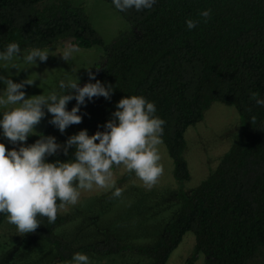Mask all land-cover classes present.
<instances>
[{
    "label": "trees",
    "instance_id": "16d2710c",
    "mask_svg": "<svg viewBox=\"0 0 264 264\" xmlns=\"http://www.w3.org/2000/svg\"><path fill=\"white\" fill-rule=\"evenodd\" d=\"M100 1L133 30L108 45L93 29L84 8L71 0H0V53L10 43L28 52L62 41L103 52L102 62L89 70L95 80H89L88 71L78 83L83 87L99 80L111 85L110 99L85 98L77 113L82 122L63 133L49 123L50 114L38 134L55 137L63 145L81 130L89 136L103 132L121 98L142 96L154 103L155 116L165 121L162 145L173 180L182 184L189 180L184 132L202 120L212 103L233 107L240 130L203 181L189 192L179 188L172 197L180 208L165 226L158 246L128 247L107 236L75 249L53 234L69 220L67 214L58 213L54 223L38 215L40 227L24 234L21 249L43 240L58 261L70 260L76 252L112 257L131 251L149 264H166L189 232L194 244L186 264L199 255L203 264H264V106L253 99V93L264 99V0H155L151 9L124 12L112 0ZM209 9L211 17L205 22L199 13ZM187 19L199 23L189 30ZM61 91L70 94L71 89ZM75 106L73 99L66 108ZM38 138L29 136L25 146ZM73 153V148L67 155L61 150L46 157V162H67L74 159ZM5 217L0 213V225Z\"/></svg>",
    "mask_w": 264,
    "mask_h": 264
},
{
    "label": "clouds",
    "instance_id": "9594fccd",
    "mask_svg": "<svg viewBox=\"0 0 264 264\" xmlns=\"http://www.w3.org/2000/svg\"><path fill=\"white\" fill-rule=\"evenodd\" d=\"M154 3L155 0H112L120 12L133 8L137 11L151 9ZM199 15L206 22L211 17V10L202 11ZM198 23L197 20H186L189 30ZM20 53V46L10 43L6 51L0 53V61H4L5 68H9L8 62L21 59ZM48 57L47 49L33 48L22 60L35 65V61L45 62ZM69 57L70 52L66 51L62 59L66 61ZM10 68L17 69V65L11 63ZM32 75L38 77L35 73ZM36 80L14 83L10 77L0 76V82L6 86L0 92V109H3L0 129L12 145H21L18 149L14 147L8 150L0 143V213L6 214L8 223L15 225L18 232H35L40 227L38 215L54 223L59 209L77 202L80 195L78 189L91 190L94 185L114 188L113 165H123L149 187L156 183L163 174L157 146L163 142L161 137L165 121L155 116L154 103L142 96L121 98L112 119L103 125V132L97 131L89 136L86 130H81L61 145L55 137L34 131L45 116L44 110L52 116L49 123L63 133L68 126L82 122V117L77 113L85 98L110 99L113 88L99 80L81 87L75 78L67 84L64 81L59 83L61 89L70 88V94L51 91L47 95L25 98L23 89ZM89 80H95V75L90 71ZM257 95L253 93L256 104L264 106V99H256ZM73 99L77 106L68 111L66 106ZM33 135L39 136L35 143L23 146ZM69 148L74 149L73 160L46 162V157L54 156L58 151L62 150L67 155ZM113 195L119 197L121 190L116 188ZM57 201H60L59 205ZM66 264L92 262L87 255L76 252Z\"/></svg>",
    "mask_w": 264,
    "mask_h": 264
},
{
    "label": "rangeland",
    "instance_id": "374dc122",
    "mask_svg": "<svg viewBox=\"0 0 264 264\" xmlns=\"http://www.w3.org/2000/svg\"><path fill=\"white\" fill-rule=\"evenodd\" d=\"M74 5L84 8L93 29L99 34L105 45L119 39L133 30L123 21L120 15L100 0H71ZM134 33V32H133ZM49 57L45 62L35 61V65L14 59L5 68L0 61V76L10 77L14 83L26 79L33 80L31 86H25V98L51 91L62 94L59 83L67 84L75 78L79 81L89 70L103 60V52L99 47L79 49L67 41L49 45L46 48ZM69 51L70 57L64 61L63 54ZM11 63L17 69L10 68ZM37 74L38 77L32 75ZM5 85L0 82V92ZM12 107V106H9ZM3 109H0L2 114ZM45 116L35 126L34 131L40 132L49 120L50 114L45 109ZM2 119V116H0ZM238 114L231 106L212 103L204 112L200 122L188 127L184 132L185 150L183 158L187 164L189 180L179 184L172 178V164L162 144L158 145L163 166V174L151 187L145 185L133 172L123 178L128 170L123 165H113L114 188L91 190L78 189L79 198L75 204H66L58 213L69 216L68 222L54 231V236L67 242L72 248L104 241L107 236L117 239L128 247H156L164 237V228L172 220L180 208V202L173 200L179 188L189 192L203 181L215 168L220 158L228 150L239 133ZM0 143L8 150L19 144L12 145L3 136L0 129ZM25 146V143L24 145ZM116 188L121 195H113ZM24 234L18 232L15 225L8 223L7 216L0 225V264H66L70 260L58 261L53 248L43 240L37 241L27 250L21 249ZM194 238L185 233L178 246L171 252L166 264H186L191 254ZM92 264H149V260L131 251L118 256L100 257L85 253ZM192 264H203V256L199 255Z\"/></svg>",
    "mask_w": 264,
    "mask_h": 264
},
{
    "label": "crops",
    "instance_id": "0c3cea01",
    "mask_svg": "<svg viewBox=\"0 0 264 264\" xmlns=\"http://www.w3.org/2000/svg\"><path fill=\"white\" fill-rule=\"evenodd\" d=\"M100 257H103V256H100Z\"/></svg>",
    "mask_w": 264,
    "mask_h": 264
}]
</instances>
